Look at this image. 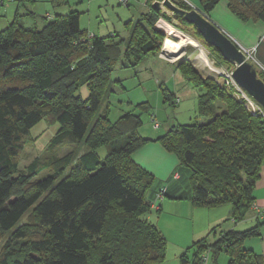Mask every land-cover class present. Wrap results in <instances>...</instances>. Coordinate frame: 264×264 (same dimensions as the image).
Listing matches in <instances>:
<instances>
[{"label": "trees", "instance_id": "obj_1", "mask_svg": "<svg viewBox=\"0 0 264 264\" xmlns=\"http://www.w3.org/2000/svg\"><path fill=\"white\" fill-rule=\"evenodd\" d=\"M154 1L163 0H147L148 12L126 23L128 36L116 44L97 35L89 39L88 31L80 29L78 12L56 16L40 29L25 28L16 14L0 31V264L162 263L166 241L143 218L151 210L145 193L154 178L131 159L151 142L175 155L190 172L188 199L193 206H230L226 221L234 226L253 211L258 223L244 231H224L218 225L211 231L213 243L207 238L194 243L191 257L183 253L178 264H203L204 257L216 263L221 254L227 256V264H263L260 256L243 247L246 240L260 237L264 225L252 209L264 164L260 112L252 114L243 100L181 59L176 70L197 92V119L204 123L175 125L150 140L138 134V115L126 113L115 122L109 120L107 109L97 115L103 96L111 91L110 76L122 55L121 44L128 67L157 57L165 34L155 26L168 18ZM171 1L191 10L183 1ZM221 1L239 22L264 25V0H196V7L210 17ZM175 18L184 25L178 30L203 42L192 25ZM204 46L217 63L233 67L214 48ZM82 86L88 91L86 99L77 94ZM160 89L165 104L179 102L168 88ZM135 108L140 113L151 110L147 102ZM42 119L59 129L45 155L21 172L18 156L30 144V130ZM151 120L160 127L154 116ZM83 141L85 153L56 156L60 148H74ZM99 148L106 151L103 159L96 153ZM67 168L71 171L63 177ZM42 171L48 175L33 180ZM161 190L166 196L163 187L155 200Z\"/></svg>", "mask_w": 264, "mask_h": 264}, {"label": "rangeland", "instance_id": "obj_2", "mask_svg": "<svg viewBox=\"0 0 264 264\" xmlns=\"http://www.w3.org/2000/svg\"><path fill=\"white\" fill-rule=\"evenodd\" d=\"M163 1L159 2V9L161 10L162 14L167 16L168 19H159L155 27L158 30L164 32L165 38H167L169 37L167 32L169 28L177 29L178 26L184 25H182L175 18L172 12L163 6ZM85 2L86 3H83V7L86 8L83 10H87L88 8V0H85ZM118 2L119 5H116L115 9L107 10L105 6L100 8L95 7L90 16L91 18L88 17L89 15L86 13L83 14L80 23V29L93 32L94 35L105 38L109 43H120L126 37L125 35L128 32L124 25L119 24V17L121 19L131 17L133 8L129 7V0H127L126 6H124L125 3L123 1L118 0ZM155 2L158 1H154L153 4ZM16 6V4H12L11 2L5 3L3 7L0 6V31L4 30L11 24ZM20 12L23 13L24 9H21ZM54 18L55 17H53L51 14L45 15L46 21L53 20ZM23 22L24 23L22 25L25 28H42L40 20L36 21L37 26L33 20ZM94 35L89 34L88 38L90 39ZM197 42L200 45V49L204 51V54L207 57L208 66H205V64L199 58L200 49L192 47L184 48L176 59L171 58L172 63L162 59L163 55L160 56L162 51L161 47L157 58L169 64H174L175 66L181 59H188L192 63L194 69H196L200 75L216 81L218 86L225 87L226 91L231 93L233 97L238 100H243L242 98L246 97L247 95L243 91H240V88H238L237 85L236 87L238 90H236V88L233 86V91L227 88L230 83L227 85L226 82L228 81V78L226 77L230 75L234 65L233 67H230L229 65L217 63L216 59L213 57L208 48L204 46L203 42ZM123 49L124 45L121 44L120 50L122 55L119 58L118 63L113 67L110 76L111 91L103 96L97 115H100L102 111L107 109L108 118L112 122H115L126 113L138 115L142 123L138 130V134L142 138L150 140H154L157 137L166 134L172 128V126L175 125H191L193 123L201 124L205 122L203 119H197L196 103L187 100H182V102H178L174 106L164 103L160 87H166L172 91V82L170 83L169 80L172 72L169 70V66H167V64L151 56L147 57L135 68L128 67L123 56ZM258 75L263 78L264 70L261 71L258 69ZM77 94L81 96L82 99H86L88 96V91L85 86H82L78 90ZM246 98L251 100V98L248 96ZM142 102H147L150 105L151 110L148 113H140L135 108L137 104ZM152 116H154L155 121L160 124L159 130L154 128V123L151 120ZM58 129V124L48 125L47 122L42 119L30 130V144L26 145L18 156V169L21 172L27 171V167L33 161V159L45 155L46 148L51 139L57 133ZM87 150L88 148L83 141L74 148H60L56 156L63 157L71 151H74L77 155H80L85 153ZM96 153L100 159H103L105 157L106 151L104 148H99L96 150ZM72 165L74 164L72 163ZM178 170L180 173V171H185L187 169L183 166H180L178 167ZM70 171L71 168H67L63 174V177H66ZM47 175L48 173L46 171H42L37 174L33 180H41ZM153 181L154 182L151 188L154 184H158V180L156 178ZM147 192L145 194H147ZM187 200L190 206L187 205ZM175 202H180L181 207L177 208L178 204H175V206H172V210L170 212L162 211L159 214L147 213L143 217L144 219H147L149 223L156 226L166 241L165 260L160 264H178V258L183 253H185L188 257H191L193 253L191 246L194 243L204 238H207L209 242L213 243L215 237L211 231L218 225L223 227L225 222H227L226 217H222L223 213L220 212L221 207H196L191 204L188 197H185V199H177ZM256 208L259 209L257 206ZM221 217L222 219H220ZM219 219L220 221L215 223ZM216 232L218 231L216 230ZM2 246L3 241L0 243V251ZM91 261L93 262V259H91ZM205 264H212V262L210 259H207Z\"/></svg>", "mask_w": 264, "mask_h": 264}, {"label": "crops", "instance_id": "obj_3", "mask_svg": "<svg viewBox=\"0 0 264 264\" xmlns=\"http://www.w3.org/2000/svg\"><path fill=\"white\" fill-rule=\"evenodd\" d=\"M183 1L196 7V0ZM83 3H86L85 0H15L12 2V4L17 5L13 14V19L16 14H18L21 16L20 19L22 24L24 23L23 21L28 22L29 20H33L36 24V21L40 20L42 27L43 22L46 21V14H51L53 17H56L64 16L70 12H78L80 14L79 23H81L82 15L86 13L89 15L88 17H90L95 7L100 8L105 6L107 10H110L115 9L116 5H119L118 0H88V8L87 10H83L86 8L83 7ZM129 7L133 8L132 16L122 19L119 17V24L125 26L129 21L134 22L140 15L148 12L147 0H129ZM21 9H24L23 13L20 12ZM210 18L239 45L244 48L255 47L254 59L258 64L256 66H260L264 69V25L244 24L239 22L229 13L225 1H221L217 5ZM88 33L94 35L93 32L88 31ZM125 36L124 39L127 38L128 34L126 33ZM157 60L163 61L159 58H157ZM163 62L169 66V70L172 72L169 80L170 83L172 82L171 90L177 101L180 103L182 100H187L196 103L197 92L184 82L174 64ZM159 129L160 127L157 130ZM131 159L136 165L152 175L154 179L156 178L158 180V184H154L146 194L147 200L151 203V210L149 213L159 214L162 211L170 212L172 206H175V204H178L177 208L181 207L180 202H175L177 199L189 197L191 192L190 172L185 170L179 173L178 167H180V164L176 156L166 152L158 143L151 142L147 144L134 153ZM174 175H177L176 179H173ZM163 187L167 189L166 196L159 200H155V194ZM253 197L254 204L264 211V164L261 167L260 177L255 185ZM187 205L190 206L189 202ZM220 210V212L223 213L222 217H226V219L230 218V206H221ZM222 217L220 219H222ZM220 219L215 223H218ZM257 224L255 213L250 211L242 222L234 226L233 222L230 220L223 225L222 230L227 231L235 229L237 231H244ZM260 233V237L246 240L243 247L260 256L264 264V225H261ZM221 255L217 258L216 263L211 261L212 264H227V256L224 254Z\"/></svg>", "mask_w": 264, "mask_h": 264}, {"label": "water", "instance_id": "obj_4", "mask_svg": "<svg viewBox=\"0 0 264 264\" xmlns=\"http://www.w3.org/2000/svg\"><path fill=\"white\" fill-rule=\"evenodd\" d=\"M162 4L174 16L192 25L205 45L214 48L225 61L234 65L231 74L234 83L264 111V82L259 79L257 68L245 60L238 46L196 10L185 11L169 0ZM153 6L159 9L160 3L155 2Z\"/></svg>", "mask_w": 264, "mask_h": 264}, {"label": "built area", "instance_id": "obj_5", "mask_svg": "<svg viewBox=\"0 0 264 264\" xmlns=\"http://www.w3.org/2000/svg\"><path fill=\"white\" fill-rule=\"evenodd\" d=\"M3 2H4V4L5 3H9V2H11L12 0H2ZM119 1H123L125 4H124V6H126V4H127V0H119ZM183 1V0H182ZM184 3H186L185 1H183ZM192 10H196L199 14H201L205 19H207L208 21H210L211 23H213L216 27H218V29L222 32V33H224L230 40H232L237 46H238V49L242 52V54L244 55V57H245V60L246 61H248V62H251L252 64H254V66L256 67V68H258L259 70H261V71H263L264 69L263 68H261V67H258V66H256V65H258L257 63H256V61H255V59H254V52H255V47H253V48H244V47H242L241 45H239L229 34H227L224 30H222L219 26H217L212 20H211V18L209 17V16H207V15H205L203 12H201L197 7H194V6H192V5H190L189 3H186ZM162 52V51H161ZM162 54H160V56H161ZM162 58V57H161ZM162 59H164V60H167L168 62H170V63H172L171 62V57H169V56H166V57H164L163 56V58ZM258 69H257V71H258ZM231 74H232V72L230 73V75L229 76H227L226 78H228V81L226 82L227 83V85L228 86H233V87H235L236 88V90H238L237 89V87H236V84L234 83V81H233V79H232V76H231ZM239 88V87H238ZM240 91H242L241 89H240ZM244 92V91H243ZM245 93V92H244ZM246 94V93H245ZM247 95V94H246ZM247 97V96H246ZM246 97H243L242 99H243V101L245 102V107L247 108V110H249L252 114H256V113H258V112H260L261 113V115L264 117V111L251 99V100H249V99H247ZM249 97V96H248ZM250 98V97H249ZM154 128H156V129H158V124L157 123H155L154 122ZM177 178V175H174L173 176V179H176ZM164 190H161L158 194H157V196H156V198L157 199H161L162 197H163V195H164ZM252 209L253 210H255L257 213H258V215L260 216V219L264 222V211L263 210H259V209H257L256 208V206H255V204L252 206ZM207 257H204L203 258V264H205L206 263V261H207Z\"/></svg>", "mask_w": 264, "mask_h": 264}, {"label": "bare ground", "instance_id": "obj_6", "mask_svg": "<svg viewBox=\"0 0 264 264\" xmlns=\"http://www.w3.org/2000/svg\"><path fill=\"white\" fill-rule=\"evenodd\" d=\"M168 36L164 39L162 43V52L163 56H169L173 59H176L178 55L181 54L182 50L186 47L198 48L200 49V45L196 40L187 36L182 31L176 28L168 29ZM200 60L208 66L207 57L204 54V51L200 49Z\"/></svg>", "mask_w": 264, "mask_h": 264}]
</instances>
